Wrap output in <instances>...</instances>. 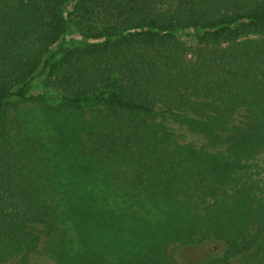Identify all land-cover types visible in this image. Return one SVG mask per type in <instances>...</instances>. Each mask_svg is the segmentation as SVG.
<instances>
[{
  "label": "trees",
  "instance_id": "obj_1",
  "mask_svg": "<svg viewBox=\"0 0 264 264\" xmlns=\"http://www.w3.org/2000/svg\"><path fill=\"white\" fill-rule=\"evenodd\" d=\"M69 4H92L102 41L66 111L28 93L68 52ZM13 99L40 102L47 142L33 121L6 129ZM91 100L103 108L87 120ZM171 122L205 145L178 141ZM263 149L264 0H0V263L26 261L40 224L62 264H172L171 244L213 237L217 261L264 264Z\"/></svg>",
  "mask_w": 264,
  "mask_h": 264
},
{
  "label": "rangeland",
  "instance_id": "obj_2",
  "mask_svg": "<svg viewBox=\"0 0 264 264\" xmlns=\"http://www.w3.org/2000/svg\"><path fill=\"white\" fill-rule=\"evenodd\" d=\"M67 12L73 14V19L78 22V28L75 30L66 29V39L68 52L58 54L57 71L50 74L47 70L40 72L30 83V90L28 96L30 98L41 99L43 97L46 104L61 107L62 110L69 111L73 105L66 99L77 90L87 88L91 77V70L88 64L90 60L85 56L84 52L91 48L94 43L101 42L102 39H95L94 34V9L92 4L79 5L77 8L72 7L71 4L67 6ZM99 25V23H98ZM187 44H194L195 38L193 33L182 36ZM60 40L55 43L51 50L60 48ZM190 57V56H189ZM13 99L12 104L18 106L17 110L10 111L9 122L6 124L7 130L16 132L17 130H25L24 120L36 122L39 130H36L40 139L47 142L49 136L54 132L53 130H43V125L40 123L44 109L40 102L36 100L17 101ZM79 112L82 118L87 120H94V113L98 109L103 108L101 104H97L94 100L89 102H79ZM71 105V106H70ZM242 112L234 113L236 119L241 117ZM25 118V119H23ZM170 126L174 128L175 137L182 143L191 144L193 147H201L205 145L204 137L201 133L188 129L186 126H181L175 122H171ZM93 132L94 138V130ZM83 133V131H82ZM84 142L87 146L91 145L89 135L83 133ZM38 147V146H37ZM254 171L257 172L258 177L264 182V149L256 154L253 160ZM48 164L49 162L46 160ZM51 165V164H50ZM36 231L40 235V244L35 252L29 254L26 261L20 259L19 256H14L6 262L0 264H62L57 259L49 255L44 250L46 242V235L43 232V226L35 225ZM226 250V244L223 240L218 238H207L202 241L193 243H174L168 247V252L173 257L172 264H240L241 254L232 256L227 263L217 261L223 258Z\"/></svg>",
  "mask_w": 264,
  "mask_h": 264
}]
</instances>
